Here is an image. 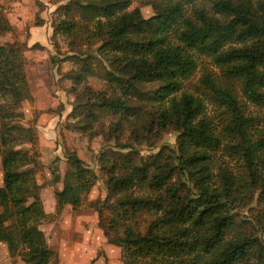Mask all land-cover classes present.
<instances>
[{
    "label": "trees",
    "instance_id": "obj_1",
    "mask_svg": "<svg viewBox=\"0 0 264 264\" xmlns=\"http://www.w3.org/2000/svg\"><path fill=\"white\" fill-rule=\"evenodd\" d=\"M132 1L66 0L60 5L64 16L53 25L54 33L70 37L75 50L72 58L78 68L67 73L74 83L93 71L97 54L107 63L103 74L112 91L86 86V100H77L71 111L83 112L84 127L98 120L99 112L108 111L119 116L111 127L116 136L122 115H142L129 101L134 94H142L153 105L146 111V126L177 130V153L158 151L147 161L102 154L107 186L116 195L104 205L123 226L121 233H115L110 231L111 223L106 227L101 222L107 239L121 245L126 264H264L257 225L234 210L239 192L236 180L224 173L221 185L210 182L206 148L218 146L220 139L201 115L202 101L189 92H178L196 66L195 50L221 67L217 79L225 85L208 74L202 80L229 110L225 130L238 137L232 148L241 151L249 184L264 202V173L256 169L255 160L258 143L247 135L250 119L231 86L232 80L240 78L243 93L252 101L264 102V0H213L212 12L228 15L224 20L204 8L185 16L182 1L191 0H145L153 9L145 17L139 7L128 9ZM12 28L0 15V34ZM81 41L99 44L83 53L76 46ZM232 42L238 44L226 45ZM27 48L24 41L0 42V240L9 248H21L28 264H48L53 250L39 227L44 210L28 165L34 158L18 147L20 140L34 139L35 128L14 122L21 115L17 110L21 102L33 96L23 54ZM145 83L153 87L143 89ZM67 160L69 166L55 197L58 203L76 207L96 174L75 152ZM134 188H146L147 193L134 195ZM141 209L154 215L144 232L129 222ZM262 209L264 213V205ZM98 213L102 217V207ZM254 217L264 229V218ZM11 218V223L4 224ZM231 227L236 234L227 239Z\"/></svg>",
    "mask_w": 264,
    "mask_h": 264
},
{
    "label": "rangeland",
    "instance_id": "obj_2",
    "mask_svg": "<svg viewBox=\"0 0 264 264\" xmlns=\"http://www.w3.org/2000/svg\"><path fill=\"white\" fill-rule=\"evenodd\" d=\"M17 0H0V8L13 5ZM16 16L19 26L0 34L2 41H24L28 46L37 43L35 47L24 51L25 69L31 70L32 84L37 81L45 82L48 94L39 98L38 104L34 98L24 99L17 108L21 115L14 119L21 127L35 128V137L32 141L20 140L18 147L28 150L34 158L32 164H28L33 170V175L38 184V194L42 201L44 216L39 222L43 230L48 246L53 250V255L48 264H126L125 254L121 245L110 242L104 233L101 222L110 231L121 233L123 226L111 208L104 203L114 201L116 195L107 186L106 166H103L102 154L112 157L131 156L135 161L150 160L158 151H170L177 153L178 141L177 130L171 126L165 128L149 129L146 126L148 116L146 111L153 108L148 100L143 99L142 94H134L130 103L136 105L140 114L121 117L122 128L118 129L117 135L113 136L111 127L119 117L111 112H99L98 120L88 126L85 125L83 112L76 110L71 113L77 100H86L87 88L108 93L112 87L104 78V65L106 60L95 51L93 58V71L87 74L80 83H74L67 73L78 68L72 58L73 45H70V37L62 32H53V25L64 15L60 5L66 0H20ZM213 0L182 1L184 15H192L193 9L204 8L213 13L211 3ZM139 7L143 16L153 14L151 4L145 0H133L128 9ZM45 7H47L45 9ZM58 7V8H57ZM39 8L38 12H34ZM42 10V16L40 11ZM1 15H3V12ZM220 20L228 19V15L215 14ZM32 22L40 25L34 26ZM99 43L79 42L76 46L80 52L87 53ZM238 43L232 42L226 45ZM75 46V47H76ZM92 46V47H88ZM193 56L196 66L192 72L182 80L178 92L186 91L198 97L202 101L201 115L206 117L220 143L213 148H206L209 156V168L211 184L221 185L222 174H230L238 185V196L234 210L251 218L257 225L258 237L261 238L264 247V229L254 217L264 218L262 205L259 200L257 188L251 187L249 178L243 164L241 151L233 149L238 137L225 130V125L230 119V112L206 86L202 78L208 74L216 78L222 73L221 67L215 64L212 58L204 52L194 51ZM54 59V62L52 61ZM40 65L44 66V76L35 70ZM27 71V70H26ZM37 73H39L37 75ZM29 79L28 72H26ZM36 79H38L36 81ZM218 81L221 79H217ZM30 84L31 82L28 81ZM222 85L226 82L220 81ZM29 84V85H30ZM43 84V83H42ZM241 79L231 81L233 91L242 106L244 116L250 121L246 126L247 135L257 141L256 169L264 173V102H255L249 99L242 91ZM153 83H145L143 89H151ZM80 94L76 97V94ZM146 96V92H145ZM50 100L53 103H49ZM150 101V100H149ZM139 108V109H138ZM80 111V112H79ZM125 144L128 146H121ZM75 152L83 161L91 167L96 176L91 188L82 195L80 203L73 207L71 204L58 203L55 191L62 187V179L68 169L67 155ZM163 155V154H162ZM110 162H106L109 165ZM2 183V171L0 167V184ZM134 195L147 193L146 188H134ZM102 207V217L98 209ZM148 210L141 209L133 221H129L135 228L144 232L153 218ZM12 218L4 224L11 223ZM236 229L231 227L227 230L225 238L233 237ZM18 249L9 248L6 242L0 240V264H28L26 257L20 254Z\"/></svg>",
    "mask_w": 264,
    "mask_h": 264
},
{
    "label": "crops",
    "instance_id": "obj_3",
    "mask_svg": "<svg viewBox=\"0 0 264 264\" xmlns=\"http://www.w3.org/2000/svg\"><path fill=\"white\" fill-rule=\"evenodd\" d=\"M39 1H41V0H39ZM16 2L19 3V4L22 3V1H20V0H17L14 3L16 4ZM15 4L11 5V3H10V5H7L8 7H5L3 9L0 8V12H3V15L8 19V21L10 22V24L12 25L13 28H16L17 26H19V21H20V19L17 20L18 19V17L16 16L17 13H15V12H18L20 9L17 7L18 4L16 6H15ZM46 8L47 7H45V9ZM34 12L35 13L38 12V14H39V8H36V10ZM41 12H42V10L40 11V15L39 16H42L43 17V15H42ZM1 14L2 13H0V15ZM32 25H34L36 27V26L40 25V23H38V22H32ZM4 42H8V41H2L1 43H4ZM30 46H29V48H30ZM40 66L41 67L36 66L37 68L35 70H37V71L39 70L40 71V76L43 77L44 76V71H43L44 70L43 69L44 66H42V65H40ZM32 68H33L32 66H31V70H29L27 68L26 69L27 70L26 72H28V75H29L28 81L31 82V84L30 83L29 84H30V88H31V92H32L34 101H35L36 104H38L39 98L41 96H46V94H48V87L45 85V82L43 81V79L41 81H37L38 79H36V81H37L36 83H38V86L35 85V84L34 85L32 84V80H31ZM38 74L39 73H37V75ZM49 103H53V101L50 100Z\"/></svg>",
    "mask_w": 264,
    "mask_h": 264
}]
</instances>
